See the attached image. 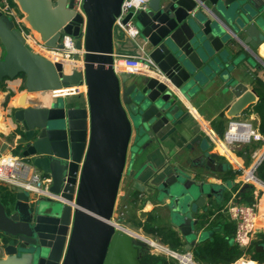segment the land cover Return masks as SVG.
<instances>
[{"label":"water","instance_id":"water-1","mask_svg":"<svg viewBox=\"0 0 264 264\" xmlns=\"http://www.w3.org/2000/svg\"><path fill=\"white\" fill-rule=\"evenodd\" d=\"M17 2L47 45L62 48L70 34L84 60L69 72V62L36 53L0 10V103L2 83L24 76L21 108L13 113L23 142L15 151L50 179L53 194L12 185L13 201L0 197V264H142L147 239L112 219L131 130L135 150L161 144L175 124L179 93L189 98L205 81L227 80L234 42L253 48L264 41V0H151L148 9L131 12L125 21L133 16L141 45L165 74L160 78L114 70L112 29L123 0H86V19L73 0ZM85 84L87 97L80 93ZM246 91L236 87L231 117L253 102ZM2 118L0 108V128ZM207 166L218 169L211 160ZM165 184L182 234H201L196 207L215 190L186 175ZM191 204L193 212L181 216Z\"/></svg>","mask_w":264,"mask_h":264},{"label":"crops","instance_id":"crops-1","mask_svg":"<svg viewBox=\"0 0 264 264\" xmlns=\"http://www.w3.org/2000/svg\"><path fill=\"white\" fill-rule=\"evenodd\" d=\"M10 2L18 14L23 13L17 0H10ZM29 26L40 36L30 23ZM112 37L113 53H140L141 37L134 41L116 25V22L113 25ZM232 49L236 61L227 80L217 77L214 80L205 81L189 98L179 93L181 99L175 102L177 106L175 124L162 137L161 144L154 141L143 148L133 150L136 131L133 128L131 130L125 163L117 186L113 215L119 210V221L126 223L120 222V225L133 234L139 235L140 238L147 239L148 243L154 241L172 249L169 243L162 242V238L168 230H174L182 244L181 250L178 249L179 252L174 251L183 254L186 251L193 253L194 247L208 240L212 231L221 232L228 224L234 225L236 231V224L230 219L228 212L231 203H259L261 210L264 211V158L255 171L259 179L257 184L245 183L241 180L243 170L254 168L264 149L262 141L256 139L249 142H237V144L225 141V134L230 129L229 124L234 120L250 122L254 128H258L260 133L264 134L261 130L262 116L257 109L258 103L264 96V41L253 48L238 41L234 42ZM82 53L84 54L83 48ZM3 55L4 49L0 42V58ZM77 57V61L69 62V72L74 68L82 67L84 57L81 55ZM122 74L130 73L123 71L117 75L122 77ZM239 85L246 87L245 94L248 92L253 94L254 100L239 115L231 117L229 109L236 101L234 91ZM1 90L3 98L0 108L3 118L0 128V157L10 158L12 154L20 155L15 149L23 142L21 135L24 127L22 123L16 121L13 113L21 108L19 98L25 92L24 80L19 76L5 80ZM80 93L87 97L86 84L80 87ZM208 160H211L218 169L212 170L208 167ZM25 161L28 163V160ZM32 169L42 173L33 166ZM182 175L195 181L205 182L208 191L215 190L201 206L196 207L193 220L200 222V217L203 218L204 214H207L208 219L201 229V234L194 233L191 237L182 234L178 225L175 224L176 219L179 218V215L175 216L177 214L175 209L178 207L166 191L170 186L165 184L166 181L172 180L174 176ZM12 185L14 184L0 180V197L4 203L14 199L15 193L8 188ZM50 195L53 196V194ZM198 197L197 194L195 198L198 199ZM193 205L191 204L188 209L184 208L180 215H186L187 211L193 212ZM145 226L159 231L149 232L145 230ZM195 227L198 228V225ZM229 229L233 228L230 226ZM191 241H195L196 244L190 249L188 245ZM230 242L235 243L234 236ZM259 251H264V219L262 218L252 237V244L245 250L242 257L248 262L251 261L250 264H264L252 259L253 255ZM0 255H2L1 249ZM239 261L234 264H244L242 260Z\"/></svg>","mask_w":264,"mask_h":264},{"label":"built area","instance_id":"built-area-1","mask_svg":"<svg viewBox=\"0 0 264 264\" xmlns=\"http://www.w3.org/2000/svg\"><path fill=\"white\" fill-rule=\"evenodd\" d=\"M74 11L86 19L85 3L86 0H73ZM151 0H123L119 13L115 16L116 25L122 28L123 31L131 37L134 41L139 40L140 32L137 28L133 16L126 20V17L132 12L135 14L140 10L149 8ZM0 9L8 15L17 28L21 31L24 39L30 48L53 61L70 62L77 61V56H83L82 50L76 47L77 39L70 34H64L61 38L62 48L49 46L38 36L29 26L25 14L22 12L18 14L14 9L10 0H0ZM83 33L86 29V23L83 24ZM84 36V35H83ZM82 36V38H83ZM139 54L129 53H114V70L117 74L127 71L134 75H153L157 77H165V74L159 69L153 58L145 52L142 45L139 46ZM229 130L225 134V141L230 144H237V142H249L251 140L259 139L264 146V134L260 133L258 128H254L250 122L243 120L231 121ZM264 158V149L259 155L254 168L250 170H243L241 180L245 183L257 184L259 182L255 171ZM26 159L21 155L12 154L10 158L5 156L0 157V180L6 181L9 184L20 186L26 190L34 191L39 195H50L48 192V183L50 179L38 171L32 169L25 161ZM230 219L236 224V231L234 234V242L246 250L252 244V237L255 230L258 228L260 218L264 219V211L261 210L259 203H231L228 208ZM151 246L157 250L167 251L168 255L178 262V264H199L194 260L192 251L177 253L167 246L160 245L154 241H149ZM245 253V252H244ZM244 255V254H243ZM242 255V256H243ZM241 256V257H242ZM244 264H250L251 261H246L240 258ZM239 261V259H238ZM239 261V262H240ZM236 263V262H235ZM234 264V263H232Z\"/></svg>","mask_w":264,"mask_h":264},{"label":"trees","instance_id":"trees-1","mask_svg":"<svg viewBox=\"0 0 264 264\" xmlns=\"http://www.w3.org/2000/svg\"><path fill=\"white\" fill-rule=\"evenodd\" d=\"M257 109H259L262 116L261 130L264 131V96L258 103ZM200 218L201 221L199 222V227L202 229L207 222V214H204L203 218L202 216ZM148 221H150V219H148ZM230 226L233 229H229ZM145 230L149 232L159 231L154 228L150 229L148 226H145ZM233 230L235 231V226L228 224L226 229L221 232L212 231L208 240L206 239L194 247L193 256L195 261L199 264H232L238 261V259L244 254L245 250L241 247L239 248L236 243L233 244L230 242L235 233ZM162 242L169 243L170 247L175 251H178V249L181 250L182 244L180 243L177 232L174 230H168L162 238ZM140 259L142 264H177L175 260L170 259L166 255L163 256L149 253L147 248L141 251ZM252 259L264 263V251L257 252L253 255Z\"/></svg>","mask_w":264,"mask_h":264},{"label":"rangeland","instance_id":"rangeland-1","mask_svg":"<svg viewBox=\"0 0 264 264\" xmlns=\"http://www.w3.org/2000/svg\"><path fill=\"white\" fill-rule=\"evenodd\" d=\"M83 57H84V54H83ZM19 78H23V80L25 81L24 76H19ZM136 141H137V138H136ZM134 145H135V144H134ZM132 149L135 150V146H133ZM112 219H113L114 222H116V223H118V224H120V222H121V223H124V221H119V220H120V219H119V210H117L116 213L112 216ZM124 224H126V223H124ZM147 249H148L149 253H154V254H157V255H163V256L166 255V256H168L170 259H173L172 257H170V256L168 255V253H167L166 250H165V252L162 251V250H157L156 248H154V247L151 246V245H149V246L147 247ZM173 260H174V259H173ZM175 262H177V261L175 260ZM177 264H178V262H177Z\"/></svg>","mask_w":264,"mask_h":264},{"label":"bare ground","instance_id":"bare-ground-1","mask_svg":"<svg viewBox=\"0 0 264 264\" xmlns=\"http://www.w3.org/2000/svg\"><path fill=\"white\" fill-rule=\"evenodd\" d=\"M82 65H83V62H82ZM68 69V68H67ZM125 228V227H124ZM135 235H137V234H135ZM137 236H139V235H137ZM152 242V241H151Z\"/></svg>","mask_w":264,"mask_h":264}]
</instances>
